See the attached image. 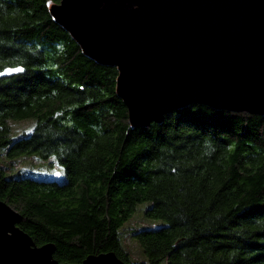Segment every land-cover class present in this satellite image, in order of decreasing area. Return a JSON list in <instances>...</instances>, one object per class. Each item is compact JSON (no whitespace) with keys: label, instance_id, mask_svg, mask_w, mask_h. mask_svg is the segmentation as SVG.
I'll return each mask as SVG.
<instances>
[{"label":"trees","instance_id":"16d2710c","mask_svg":"<svg viewBox=\"0 0 264 264\" xmlns=\"http://www.w3.org/2000/svg\"><path fill=\"white\" fill-rule=\"evenodd\" d=\"M58 3L0 0V73L24 69L0 75V200L19 228L61 263L264 264V117L192 104L133 128L117 69L84 56L51 16ZM30 156L66 178L21 174ZM137 214L157 225L124 236Z\"/></svg>","mask_w":264,"mask_h":264},{"label":"water","instance_id":"95a60500","mask_svg":"<svg viewBox=\"0 0 264 264\" xmlns=\"http://www.w3.org/2000/svg\"><path fill=\"white\" fill-rule=\"evenodd\" d=\"M50 12L85 57L117 69L133 128L192 104L264 117V0H60ZM22 220L0 200V264H69ZM81 264L130 263L110 252Z\"/></svg>","mask_w":264,"mask_h":264},{"label":"rangeland","instance_id":"374dc122","mask_svg":"<svg viewBox=\"0 0 264 264\" xmlns=\"http://www.w3.org/2000/svg\"><path fill=\"white\" fill-rule=\"evenodd\" d=\"M12 125V136L16 137L19 134H22L24 131L26 133H31L35 128V120H26V121H16ZM18 133V134H17ZM22 160H19V169L20 167L25 169V172L20 171L21 174H32L39 180H48V181H63L66 178L65 171L58 165L53 164L54 159L44 160L39 156H30L22 157ZM29 168V169H28ZM17 171V168H16ZM59 173V175H57ZM140 206L139 208H143ZM135 224L139 228L150 227L151 225L156 226L155 222L150 220L145 221L141 214H137L133 221L126 225L124 236L130 233V229L135 227ZM128 245L131 247L132 251L139 255V246L133 240L128 241Z\"/></svg>","mask_w":264,"mask_h":264},{"label":"snow or ice","instance_id":"6c2138e0","mask_svg":"<svg viewBox=\"0 0 264 264\" xmlns=\"http://www.w3.org/2000/svg\"><path fill=\"white\" fill-rule=\"evenodd\" d=\"M23 71H24L23 68L9 69V74H11V73H20V72H23ZM0 75H4V73H0ZM57 175H59V173H57Z\"/></svg>","mask_w":264,"mask_h":264}]
</instances>
